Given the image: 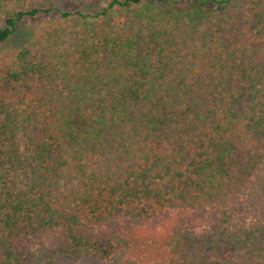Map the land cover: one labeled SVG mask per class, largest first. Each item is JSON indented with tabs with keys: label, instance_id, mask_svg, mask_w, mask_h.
I'll return each mask as SVG.
<instances>
[{
	"label": "trees",
	"instance_id": "1",
	"mask_svg": "<svg viewBox=\"0 0 264 264\" xmlns=\"http://www.w3.org/2000/svg\"><path fill=\"white\" fill-rule=\"evenodd\" d=\"M34 1L0 0V42L59 12L0 56V264H264V0Z\"/></svg>",
	"mask_w": 264,
	"mask_h": 264
},
{
	"label": "rangeland",
	"instance_id": "2",
	"mask_svg": "<svg viewBox=\"0 0 264 264\" xmlns=\"http://www.w3.org/2000/svg\"><path fill=\"white\" fill-rule=\"evenodd\" d=\"M79 3L74 0H35L33 5L39 8L47 7H56L59 9H70L75 10ZM59 16V12L53 10L49 13H40L35 17L25 18L18 26L17 32L9 40L5 42H0V56L7 54L9 52H15L19 50L26 41L33 37V35L46 23L56 19ZM259 182V181H258ZM257 182V183H258ZM256 183V182H255ZM257 185H254L249 189L245 196V203L252 198L253 195L256 197V188ZM257 198V197H256ZM201 229H198V232H201ZM113 262L99 263L95 261L92 257H82L75 260L62 258L58 260L55 264H112Z\"/></svg>",
	"mask_w": 264,
	"mask_h": 264
}]
</instances>
